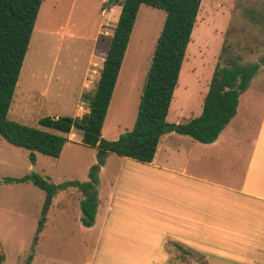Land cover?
<instances>
[{"label": "rangeland", "instance_id": "374dc122", "mask_svg": "<svg viewBox=\"0 0 264 264\" xmlns=\"http://www.w3.org/2000/svg\"><path fill=\"white\" fill-rule=\"evenodd\" d=\"M106 2L42 0L8 111L9 120L40 128L37 122L46 116L74 118L88 113V103L82 95H90L96 88L120 14L119 6L107 9ZM164 17L161 10L143 4L139 7L103 123L102 137L107 140H116L131 130L136 120ZM223 46L240 56L243 64L259 62L264 56V0H201L166 117L168 123H185L201 114ZM262 74L264 65L251 80L247 93L240 97L238 118L255 88L253 84L260 83L264 88ZM256 99L260 101L262 95ZM249 121L245 148L256 130L255 120ZM67 136L59 158L37 153L34 163L26 150L0 139V251L5 254L2 264L25 263L45 197L30 182L4 184V178L34 173L54 185L89 181V170L97 162L96 150L81 143L80 131L73 129ZM107 162L117 168L123 159L111 154ZM111 170L115 173L111 168L108 173H97V223L109 200V181L114 180ZM83 198L75 185L57 190L31 264H125L114 257L115 252L98 244L99 227L87 229L81 225ZM168 253L167 264H205L194 252L180 256L175 248H169Z\"/></svg>", "mask_w": 264, "mask_h": 264}, {"label": "crops", "instance_id": "0c3cea01", "mask_svg": "<svg viewBox=\"0 0 264 264\" xmlns=\"http://www.w3.org/2000/svg\"><path fill=\"white\" fill-rule=\"evenodd\" d=\"M253 85L242 117L240 97L247 88L212 143L171 132L160 138L151 163L120 157L123 162L113 168L111 154L106 156L98 172L114 169V180L99 223L97 192L89 227H99L104 250L125 264H167L169 248L194 252L205 264H264V88ZM250 119L256 130L245 148Z\"/></svg>", "mask_w": 264, "mask_h": 264}, {"label": "trees", "instance_id": "16d2710c", "mask_svg": "<svg viewBox=\"0 0 264 264\" xmlns=\"http://www.w3.org/2000/svg\"><path fill=\"white\" fill-rule=\"evenodd\" d=\"M41 3L42 0H0V139L26 150L29 160L34 163L37 153L59 158L68 141L67 135L75 129L82 133L81 143L96 150L97 162L90 168L89 181L85 183L54 185L34 173L2 180L4 184L30 182L45 194L31 252L24 264H31L34 247L44 229L57 190L75 185L83 193L80 223L85 228L91 227L98 204L97 173L108 154L151 163L160 138L171 132L203 144L214 142L236 114L240 95L264 65V56L259 62L243 64L240 56L230 53L223 46L203 99L201 114L185 123H168V109L201 0H107L105 7L119 6L120 14L96 88L92 94L82 95L88 103V113L74 118L46 116L38 120L40 128L30 127L9 120L8 111ZM142 4L164 12L162 29L140 95L136 120L131 130L120 134L116 140H107L102 137L103 123ZM178 250L187 254L182 249ZM4 260L5 254L0 251V264Z\"/></svg>", "mask_w": 264, "mask_h": 264}]
</instances>
